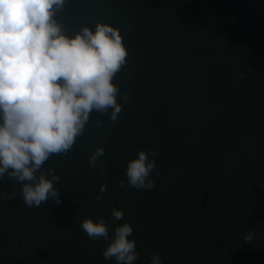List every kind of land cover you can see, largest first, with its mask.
Here are the masks:
<instances>
[{
  "label": "trees",
  "instance_id": "trees-1",
  "mask_svg": "<svg viewBox=\"0 0 264 264\" xmlns=\"http://www.w3.org/2000/svg\"><path fill=\"white\" fill-rule=\"evenodd\" d=\"M55 18L68 35L97 22L120 30L123 112L111 125L110 111L93 112L71 151L45 163L59 205L28 207L21 185L0 179V264H116L85 218H104L110 238L129 223L135 264L153 253L161 264H264V0H65ZM141 150L159 153L151 191L126 181Z\"/></svg>",
  "mask_w": 264,
  "mask_h": 264
},
{
  "label": "clouds",
  "instance_id": "clouds-1",
  "mask_svg": "<svg viewBox=\"0 0 264 264\" xmlns=\"http://www.w3.org/2000/svg\"><path fill=\"white\" fill-rule=\"evenodd\" d=\"M65 0H0V179L7 176L21 185L20 194L28 207H39L49 199L59 205V176L43 166L52 155L71 151L93 112L108 114L115 124L123 112L118 102L121 89L114 78L124 65L128 52L118 28L97 22L94 30L84 25L68 35L55 18ZM129 95L122 97L124 104ZM99 124L100 121H97ZM141 150L126 167L127 184L151 191L155 182V157ZM104 156L97 147L90 158L96 167ZM125 186V180L119 181ZM106 191V184L101 186ZM15 194L5 196L12 199ZM97 200H102L98 196ZM115 221L123 220L122 210L113 208ZM81 229L92 240L109 241L103 257L116 264H135L133 228L127 222L115 226L109 235L104 218H85ZM254 233L244 237L251 242ZM151 264H161L153 253Z\"/></svg>",
  "mask_w": 264,
  "mask_h": 264
}]
</instances>
